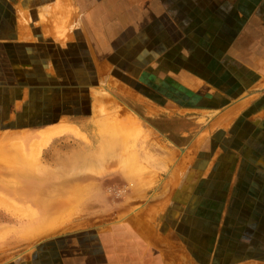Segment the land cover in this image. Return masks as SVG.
I'll use <instances>...</instances> for the list:
<instances>
[{
    "label": "crops",
    "instance_id": "1",
    "mask_svg": "<svg viewBox=\"0 0 264 264\" xmlns=\"http://www.w3.org/2000/svg\"><path fill=\"white\" fill-rule=\"evenodd\" d=\"M136 97L160 139L125 193L155 202L0 264H264V0H0V149L71 119L105 132Z\"/></svg>",
    "mask_w": 264,
    "mask_h": 264
},
{
    "label": "rangeland",
    "instance_id": "2",
    "mask_svg": "<svg viewBox=\"0 0 264 264\" xmlns=\"http://www.w3.org/2000/svg\"><path fill=\"white\" fill-rule=\"evenodd\" d=\"M58 36L55 38H64L62 34ZM108 97L116 101L109 91ZM94 105L97 106V101ZM118 106L125 108L126 117L137 116L140 128L131 129L134 133L124 128L121 131L125 116L111 121L107 112H102L103 119L107 118L102 124L106 128L101 129L105 132H75L55 138L41 147L36 159L31 145L34 139L40 138L38 133L11 140L0 149V181L4 178L3 183L0 182V194L16 206L15 210L0 204L1 256L22 255L42 239L68 232L87 228L107 230L141 215L145 207L155 202L154 193L139 199L134 193H125V189L127 184L131 188L142 185L151 176L153 158L147 146L160 139L157 118L143 115L139 97L118 103ZM189 120V117L183 119V133H189ZM202 121L199 119V130L203 128ZM82 122L69 121L83 130ZM62 123L66 122L57 125ZM86 125L93 129V123ZM182 136L183 143L187 144L189 136ZM117 175H121L122 184H110L109 179ZM61 201L69 202L65 210L55 208ZM47 221L57 224L49 226L51 223Z\"/></svg>",
    "mask_w": 264,
    "mask_h": 264
},
{
    "label": "bare ground",
    "instance_id": "3",
    "mask_svg": "<svg viewBox=\"0 0 264 264\" xmlns=\"http://www.w3.org/2000/svg\"><path fill=\"white\" fill-rule=\"evenodd\" d=\"M50 9V8H49ZM48 9V10H49ZM60 10H61V12H62V9L60 8ZM54 14H56V13H54ZM49 16H50V14H49ZM54 16V15H53ZM67 16V15H66ZM56 17H58V16H56ZM51 18V17H50ZM65 18V17H64ZM60 20L62 19L63 20V18L61 17V18H59ZM60 21V22H62V23H60V25H64V20H66V23H67V20L68 19H64L63 21ZM58 21V20H57ZM52 22V21H51ZM55 23V22H54ZM55 24H57V23H55ZM59 24V23H58ZM57 24V25H58ZM62 25V26H63ZM51 36H53V37H59L58 36V34L57 33H52V35ZM103 82V81H102ZM119 116H121V115H119ZM122 116H124V114H122ZM132 116H134V117H132ZM132 116L130 115H128L127 117L125 116L123 119H124V121H120L121 122V128H122V130L121 131H123V128L124 129H139L140 128V126H138L139 124H138V120L135 118V117H137V116H135V115H133L132 114ZM120 118V117H119ZM119 120H121V119H119ZM120 122H119V124H120ZM140 123V122H139ZM118 124V125H119ZM143 125V124H142ZM125 126H126V128H125ZM119 127H120V125H119ZM142 127V126H141ZM120 128V129H121ZM143 128V127H142ZM119 129V130H120ZM131 130V131H132ZM141 131V130H140ZM75 132H77V133H81L80 131H79V129L77 128V126L76 125H73V124H69V123H62V124H60V125H55V126H52V127H50V128H47V129H44V130H42V131H40L39 133H38V136L40 137L39 139H34L33 140V142H32V145H31V148H32V153H33V155L35 156L34 158L36 159L38 156H39V154H40V149H41V147L43 146V145H45L47 142H49V141H51V140H53V139H55V138H58V137H62V136H65V135H70V134H72V133H75ZM133 133H134V131H132ZM137 132H139L138 130H137ZM145 132V131H144ZM144 134V133H143ZM146 134V133H145ZM37 137V136H36ZM20 147H21V144H20ZM187 152V151H186ZM185 154V153H184ZM164 158V157H163ZM168 158V157H167ZM165 160V159H164ZM169 159H167V160H165V161H168ZM182 171V170H181ZM1 181H2V179H1ZM0 181V182H1ZM3 181H4V178H3ZM3 181L1 182V183H3ZM196 181V180H195ZM80 182V181H79ZM191 182H192V180H191ZM4 184H5V182H4ZM78 184V183H77ZM80 184V183H79ZM7 185V184H6ZM10 187V186H9ZM76 188V187H75ZM1 189V188H0ZM71 189V188H70ZM78 189V187L75 189V190H77ZM71 191V190H70ZM77 191H80V189L79 190H77ZM70 193V192H69ZM62 195V194H61ZM77 197V196H76ZM78 198V197H77ZM66 201V200H65ZM65 201H61V203H59V205H57V207H55L56 209L57 208H59V209H62V210H65V207H68V204H69V202H65ZM76 201H77V199H76ZM71 202H73V201H71ZM0 204H2L3 206H5V207H8V208H15L16 206H15V204H13V203H11L9 200H7L3 195H1L0 194ZM66 205V206H65ZM71 205V204H70ZM69 205V206H70ZM15 210H16V208H15ZM19 211H20V209H19ZM59 212V211H58ZM48 223H51L49 226H54L55 224H57V222H54V221H52V222H50V221H47ZM137 223V222H136ZM138 225H139V223H138ZM46 228V227H45ZM42 229V228H41ZM40 231V230H39ZM46 231V230H45ZM48 231V230H47Z\"/></svg>",
    "mask_w": 264,
    "mask_h": 264
},
{
    "label": "trees",
    "instance_id": "4",
    "mask_svg": "<svg viewBox=\"0 0 264 264\" xmlns=\"http://www.w3.org/2000/svg\"><path fill=\"white\" fill-rule=\"evenodd\" d=\"M86 106H87V108H89V100H88V98H87V101H86ZM86 113H89V109L86 110Z\"/></svg>",
    "mask_w": 264,
    "mask_h": 264
}]
</instances>
